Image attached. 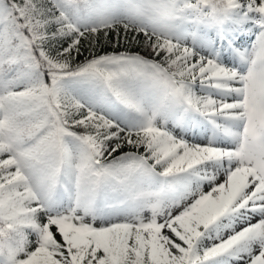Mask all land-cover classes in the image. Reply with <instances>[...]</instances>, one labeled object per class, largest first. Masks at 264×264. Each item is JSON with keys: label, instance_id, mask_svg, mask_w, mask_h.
I'll use <instances>...</instances> for the list:
<instances>
[{"label": "snow or ice", "instance_id": "snow-or-ice-1", "mask_svg": "<svg viewBox=\"0 0 264 264\" xmlns=\"http://www.w3.org/2000/svg\"><path fill=\"white\" fill-rule=\"evenodd\" d=\"M0 264H264V0H0Z\"/></svg>", "mask_w": 264, "mask_h": 264}]
</instances>
